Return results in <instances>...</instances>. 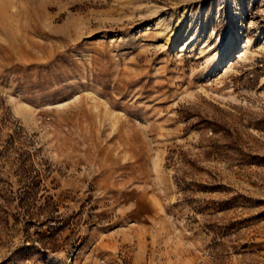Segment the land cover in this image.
I'll return each mask as SVG.
<instances>
[{
  "label": "rangeland",
  "instance_id": "obj_1",
  "mask_svg": "<svg viewBox=\"0 0 264 264\" xmlns=\"http://www.w3.org/2000/svg\"><path fill=\"white\" fill-rule=\"evenodd\" d=\"M0 264H264V0H0Z\"/></svg>",
  "mask_w": 264,
  "mask_h": 264
},
{
  "label": "bare ground",
  "instance_id": "obj_2",
  "mask_svg": "<svg viewBox=\"0 0 264 264\" xmlns=\"http://www.w3.org/2000/svg\"><path fill=\"white\" fill-rule=\"evenodd\" d=\"M230 52H231V51H230ZM230 52H229V53H225V54L221 55V56H222V60H223V61H225V59H227V58H225V57H226V55H228V54H230V55H231V54H232V53H230ZM230 55H229V56H230ZM228 60H229V59H228ZM219 63H221V62H219ZM223 64H224V63H223ZM216 65H217V64H216ZM218 65H219V64H218ZM218 65H217V66H218ZM222 66H223V65H222Z\"/></svg>",
  "mask_w": 264,
  "mask_h": 264
}]
</instances>
